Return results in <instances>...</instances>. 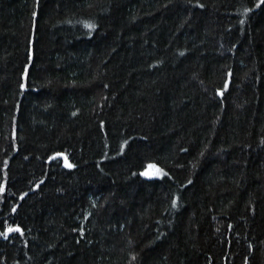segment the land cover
<instances>
[{
  "label": "trees",
  "instance_id": "obj_1",
  "mask_svg": "<svg viewBox=\"0 0 264 264\" xmlns=\"http://www.w3.org/2000/svg\"><path fill=\"white\" fill-rule=\"evenodd\" d=\"M0 233V264H263L264 4L0 0Z\"/></svg>",
  "mask_w": 264,
  "mask_h": 264
},
{
  "label": "rangeland",
  "instance_id": "obj_2",
  "mask_svg": "<svg viewBox=\"0 0 264 264\" xmlns=\"http://www.w3.org/2000/svg\"><path fill=\"white\" fill-rule=\"evenodd\" d=\"M58 156L61 159L62 165L64 167L71 168V167L66 166V164H70L67 160L66 154L61 153ZM163 174H164V171L162 168H160L159 166L155 164H148L146 168L141 172V177L144 179H156V178H162Z\"/></svg>",
  "mask_w": 264,
  "mask_h": 264
},
{
  "label": "snow or ice",
  "instance_id": "obj_3",
  "mask_svg": "<svg viewBox=\"0 0 264 264\" xmlns=\"http://www.w3.org/2000/svg\"><path fill=\"white\" fill-rule=\"evenodd\" d=\"M260 3H261V4H264V0H260ZM34 15H35V13H34ZM89 27H93V26H92V25H89ZM25 75H26V73H25ZM21 87L23 88V87H25V85H24V84H21ZM220 94L222 95L223 93L221 92ZM66 166H68V167H72L71 164H66ZM158 171H159V170H158ZM142 174H143V173H142ZM9 231H16V232H19L20 229H19V228H16V229H9ZM0 235H4L5 238H7V233H0Z\"/></svg>",
  "mask_w": 264,
  "mask_h": 264
},
{
  "label": "water",
  "instance_id": "obj_4",
  "mask_svg": "<svg viewBox=\"0 0 264 264\" xmlns=\"http://www.w3.org/2000/svg\"><path fill=\"white\" fill-rule=\"evenodd\" d=\"M263 264H264V259H263Z\"/></svg>",
  "mask_w": 264,
  "mask_h": 264
}]
</instances>
